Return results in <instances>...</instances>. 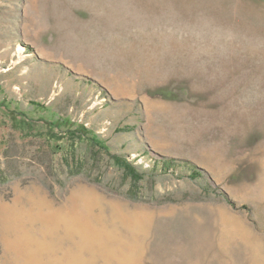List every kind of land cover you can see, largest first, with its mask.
I'll use <instances>...</instances> for the list:
<instances>
[{
  "label": "rangeland",
  "instance_id": "obj_1",
  "mask_svg": "<svg viewBox=\"0 0 264 264\" xmlns=\"http://www.w3.org/2000/svg\"><path fill=\"white\" fill-rule=\"evenodd\" d=\"M0 264H264V0H0Z\"/></svg>",
  "mask_w": 264,
  "mask_h": 264
},
{
  "label": "bare ground",
  "instance_id": "obj_2",
  "mask_svg": "<svg viewBox=\"0 0 264 264\" xmlns=\"http://www.w3.org/2000/svg\"><path fill=\"white\" fill-rule=\"evenodd\" d=\"M68 205V204H67ZM74 204L71 206V208H70V206H66V208L65 209H60V208H58V212H60V213H62L64 210H66V209H69L70 208V212H73V209H72V207L74 208ZM78 208V207H77ZM76 210V209H75ZM74 210V211H75ZM79 212L78 213H74V215H72V217H73V221L74 222H77L78 224H79V227H80V229L84 232V233H86L87 234V228H88V225H89V218H88V215L86 214V212H84L83 213V210H82V212H81V209L80 210H78ZM67 212V211H66ZM70 212H67V213H70ZM77 216V217H76ZM59 217V216H58ZM76 217V218H75ZM62 219H64V218H62ZM55 223H57L58 225H60V223H61V219H57V221L55 222ZM54 223V224H55ZM60 242H61V244H60V246L62 247V245H64V242H65V237L63 236L61 239H60Z\"/></svg>",
  "mask_w": 264,
  "mask_h": 264
},
{
  "label": "trees",
  "instance_id": "obj_3",
  "mask_svg": "<svg viewBox=\"0 0 264 264\" xmlns=\"http://www.w3.org/2000/svg\"><path fill=\"white\" fill-rule=\"evenodd\" d=\"M81 136H83L84 138H87V135L85 133H80ZM91 139V145L92 147L96 148V147H101L102 149L106 150L107 148L102 146L99 142H96L97 140H95L94 137H90ZM121 161V160H120ZM122 163L125 164V170H126V174L131 176V177H134L136 179H141L139 173L137 170H136V167H134V165L128 163V162H124V160H122ZM127 163V164H126ZM135 197V196H134Z\"/></svg>",
  "mask_w": 264,
  "mask_h": 264
}]
</instances>
